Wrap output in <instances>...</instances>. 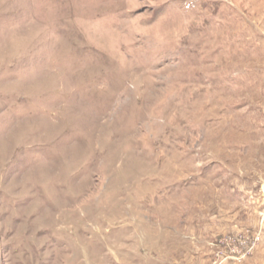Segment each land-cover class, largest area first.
Segmentation results:
<instances>
[{"label": "rangeland", "instance_id": "374dc122", "mask_svg": "<svg viewBox=\"0 0 264 264\" xmlns=\"http://www.w3.org/2000/svg\"><path fill=\"white\" fill-rule=\"evenodd\" d=\"M0 264H264V0H0Z\"/></svg>", "mask_w": 264, "mask_h": 264}, {"label": "bare ground", "instance_id": "6f19581e", "mask_svg": "<svg viewBox=\"0 0 264 264\" xmlns=\"http://www.w3.org/2000/svg\"><path fill=\"white\" fill-rule=\"evenodd\" d=\"M187 119V118H186Z\"/></svg>", "mask_w": 264, "mask_h": 264}]
</instances>
